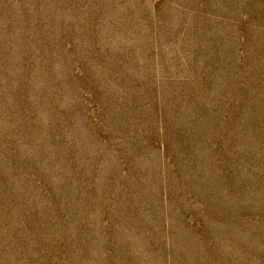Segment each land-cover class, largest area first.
Wrapping results in <instances>:
<instances>
[{
  "label": "rangeland",
  "instance_id": "1",
  "mask_svg": "<svg viewBox=\"0 0 264 264\" xmlns=\"http://www.w3.org/2000/svg\"><path fill=\"white\" fill-rule=\"evenodd\" d=\"M0 264H264V0H0Z\"/></svg>",
  "mask_w": 264,
  "mask_h": 264
}]
</instances>
